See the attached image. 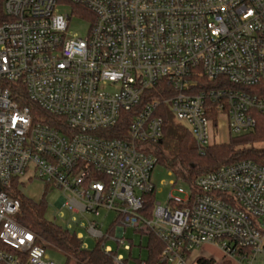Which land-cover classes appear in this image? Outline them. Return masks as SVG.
Instances as JSON below:
<instances>
[{
  "label": "built area",
  "instance_id": "1",
  "mask_svg": "<svg viewBox=\"0 0 264 264\" xmlns=\"http://www.w3.org/2000/svg\"><path fill=\"white\" fill-rule=\"evenodd\" d=\"M3 10L0 264H56L16 221L21 202L11 193L23 178L60 189L59 208L116 264L133 250L128 229L141 242L154 234L167 264L209 260L193 255L208 244L255 264L264 254V165H221L189 192L174 182L178 196L155 201L151 218L143 211L156 193L161 107L202 148L216 143L222 117L229 137L256 130L264 0H3ZM74 16L91 22L85 38L69 34ZM102 210L116 215L106 231ZM72 233L88 249L85 234Z\"/></svg>",
  "mask_w": 264,
  "mask_h": 264
},
{
  "label": "trees",
  "instance_id": "2",
  "mask_svg": "<svg viewBox=\"0 0 264 264\" xmlns=\"http://www.w3.org/2000/svg\"><path fill=\"white\" fill-rule=\"evenodd\" d=\"M80 10L83 8H79ZM84 14L89 15L84 9ZM7 21L3 10V0H0V24ZM264 87L261 85L259 88ZM260 93H264L259 91ZM159 116L163 118V140L159 143L154 153L158 164L170 170L178 182L192 185L201 175L214 171L224 164H231L242 160H252L264 165V148H255L257 142H264V114H258L256 130L248 135L230 136L227 143L213 144L208 148H202L193 138L186 127L178 123L169 109L161 107ZM18 181L14 183V191L11 195L21 202V211L16 221L23 227L37 235L38 243L44 245L47 250H56L66 257V264H116L112 255L105 253L101 242H96L94 249H84L81 241L71 231L64 229L55 222L46 218L48 204L43 198L33 201L22 195L17 189ZM147 204L143 211L148 217H152L154 210L155 194L146 197ZM148 237V245L143 242L139 245L140 254L134 258V249L128 254L124 264L135 262L141 264H167L162 262L163 243L154 235ZM148 252L143 259L144 251ZM200 264H215L214 260L200 259Z\"/></svg>",
  "mask_w": 264,
  "mask_h": 264
},
{
  "label": "rangeland",
  "instance_id": "3",
  "mask_svg": "<svg viewBox=\"0 0 264 264\" xmlns=\"http://www.w3.org/2000/svg\"><path fill=\"white\" fill-rule=\"evenodd\" d=\"M60 13H71L74 11L71 7H59ZM91 26V22L88 19L83 17L74 16L70 22L68 32L70 35H76L77 37L85 38L88 35L89 29ZM229 132L226 128V119L225 117L221 118V128L220 131L215 135V142L217 144L227 143L229 141ZM255 148H264V142H257L254 144ZM152 181L156 187L155 193V201L156 203H161L162 205H166L169 194L173 193L175 196L179 194L174 191L173 183L177 182L176 176L164 166L157 164L152 174ZM178 185H181L185 188L187 192L190 191V187L186 183L178 182ZM18 191L26 196L27 198L33 201H40L43 198L46 200L48 204V211L46 218L55 222L57 225L63 227L64 229H68L72 232H82L85 234L84 241L88 247V249H94L96 246V241L90 238L85 230L77 229L76 224L72 220V214L69 210L63 209L61 210L58 206V203L63 196L62 191L58 188L50 189L47 187L46 183L39 179H20L17 184ZM101 217L98 219L100 223H104L105 231L109 229L111 224L116 219L115 213H108L107 211H101ZM90 217V216H89ZM127 237L133 239L135 245L137 246L134 249V258H138L140 254L139 245L141 243V235L135 234L133 230H127ZM143 245L147 247L148 245V237H144ZM110 246L117 250L116 243L110 242ZM121 254H124L128 257V253L124 250H121ZM48 255L52 261L56 264H66V257L63 253L56 250H48ZM193 255L202 256L209 260H214L215 264H240L236 260H232L229 258H223V252L217 245H203L197 248ZM148 256V252L145 250L143 253V259H146ZM71 264H75L72 262ZM132 264H136L133 262ZM243 264H247L244 262ZM255 264H264V254H261Z\"/></svg>",
  "mask_w": 264,
  "mask_h": 264
},
{
  "label": "water",
  "instance_id": "4",
  "mask_svg": "<svg viewBox=\"0 0 264 264\" xmlns=\"http://www.w3.org/2000/svg\"><path fill=\"white\" fill-rule=\"evenodd\" d=\"M0 191H1V188H0Z\"/></svg>",
  "mask_w": 264,
  "mask_h": 264
}]
</instances>
